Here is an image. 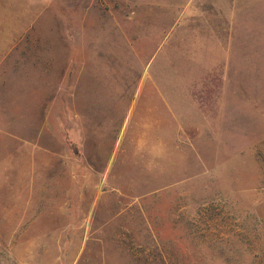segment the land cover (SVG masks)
<instances>
[{
    "label": "rangeland",
    "instance_id": "374dc122",
    "mask_svg": "<svg viewBox=\"0 0 264 264\" xmlns=\"http://www.w3.org/2000/svg\"><path fill=\"white\" fill-rule=\"evenodd\" d=\"M201 2L0 0V264H264V1L222 110Z\"/></svg>",
    "mask_w": 264,
    "mask_h": 264
},
{
    "label": "crops",
    "instance_id": "0c3cea01",
    "mask_svg": "<svg viewBox=\"0 0 264 264\" xmlns=\"http://www.w3.org/2000/svg\"><path fill=\"white\" fill-rule=\"evenodd\" d=\"M263 1L264 0H257V2H253L252 0H244V3H242V10L237 14H233L232 11L233 0H203V2H201L204 5L211 6V4H213L218 7L219 13L217 11L215 12V14L217 15L221 12H224L226 8L233 15H231V18L226 21H223L222 19L221 23H215L217 41L213 43V46L211 48V58L209 59V61H207V63H204L203 65H201L200 62L197 61V64L200 68V73H203V77L201 78V76H199L198 80L195 82L196 84L202 86V88L199 90L200 92H202L201 98L199 100H195L194 102V100L188 98V94H185V97H183V95L181 94V97L176 96L180 97V99H185V102H187V106L189 109L198 108V110H207L208 108H214L217 106L222 110L225 107V98L227 97L231 87L234 85H240V64H238L237 60L235 59L234 53L236 46L237 51H239V48L241 50L243 49L244 41L236 38L237 28H244L243 23H245V17H247L248 15L252 17L256 16L252 15L251 13H247V8H251V5ZM203 14H205V11H203L202 15ZM240 21L241 27H237V23H239ZM213 69L215 71H213ZM217 69L225 70V77L219 78L217 76H213V72L217 74ZM189 83L192 84L193 82ZM222 84H224L225 86Z\"/></svg>",
    "mask_w": 264,
    "mask_h": 264
}]
</instances>
